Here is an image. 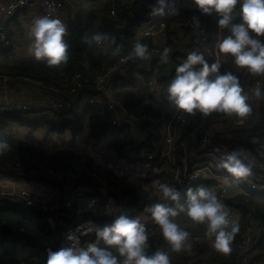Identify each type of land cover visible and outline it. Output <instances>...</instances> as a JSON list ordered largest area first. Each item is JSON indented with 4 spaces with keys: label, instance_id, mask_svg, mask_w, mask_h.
<instances>
[{
    "label": "built area",
    "instance_id": "obj_1",
    "mask_svg": "<svg viewBox=\"0 0 264 264\" xmlns=\"http://www.w3.org/2000/svg\"><path fill=\"white\" fill-rule=\"evenodd\" d=\"M111 1L109 15L113 19L116 8L115 0ZM118 1L128 15L136 9H133V6L137 0ZM150 1L151 4L154 3V0ZM180 1L178 0V3ZM192 1L188 4L196 6L194 0ZM178 8L176 6V10ZM238 9L239 5L234 12V20L239 17ZM24 11L33 13L32 22L36 17L45 14L58 15L67 25V29L73 16V13L68 14L64 0H6L0 3V48L10 49L16 41L14 34L8 32L7 22ZM207 16L208 18H200L197 28L191 16H177L169 13L167 9L165 15L153 16L149 7L145 12V19H139L131 26L130 48L112 51V62L104 65L90 82L81 72L74 73L70 83L63 88H54L41 80L26 77L9 79L8 76H0V87L3 89L10 80L16 79L19 83L13 96L7 92L0 95V116L5 113L23 114L27 119L36 121L43 119L54 125L65 124L67 127L68 123L82 120V129L76 131L72 139L68 140L61 134L58 136H62L61 140L67 142V146L74 149L75 153L88 157L85 166L88 176L83 180L77 174L80 165H74L73 169H63L64 173H54V169L46 164L50 170L39 172L42 178L52 177L60 181L69 175L72 176L71 181L81 180L83 186L80 189L67 181V186H70L63 204L48 203L40 193L33 194L30 191L14 193L10 189L6 190L7 187L3 183L0 186V205H17L44 213L59 211L63 214V211L67 210L71 211L80 223L87 224L90 222L85 220L87 214L99 218L117 215L115 202L111 196L116 189L111 184L104 185L100 182L104 175H110L112 182L117 178L129 185L150 184L156 197L150 200V204L161 203L164 199L159 189L162 179L164 183L174 185L180 192L213 180L217 183L213 191L228 206L230 218L239 223L241 213L238 197L247 194L243 186L264 193V150L249 145L250 143H246L240 137H232V131L241 129V125L235 123L234 116L215 115L193 123L198 111L187 114L167 99L166 89L175 74V67L183 62L188 52H202L209 65L217 60L221 64L227 61L228 55L220 54L216 47L218 37L225 34V29L221 33L216 13ZM124 23L115 27H122ZM136 41L148 45L152 53L149 60L129 58L128 54ZM171 42L175 43L169 56L171 64L169 62L162 66L158 62L153 65V60L160 57L163 48ZM95 45L99 51H104L107 47L105 40ZM194 67L198 70L202 66ZM241 69L235 65L230 71L238 75ZM209 78L214 79L215 74L210 73ZM263 80L264 75L252 74L249 81L243 82L242 87L249 93L248 103L251 107L257 105V98L253 95L252 89L257 83L262 88ZM121 90L125 96L119 94ZM23 99L27 101V105L22 102ZM158 107H161L159 113L149 112ZM89 108H92L99 123L111 129L110 132L99 136L89 135L90 115L87 112ZM39 113L41 117L37 116ZM215 122L224 127L222 132L213 131L212 124ZM187 125H191V128L183 137ZM67 127L65 129L69 130ZM119 129L127 132L124 139L127 144L124 145L122 152L109 146L115 136L112 133ZM219 133L222 135L217 136ZM233 150L239 153L244 163L251 165L252 173L249 177L236 180L225 169L216 167L219 159ZM83 161L80 160V163ZM2 163H9L8 175L15 174V177L34 175L29 171L31 168L21 163L0 162ZM163 173L165 178L162 176ZM102 198H106V201L101 202ZM57 204L60 206H56ZM91 226L95 228L96 224L92 223ZM146 230L149 233L148 243L153 236L161 232L158 224L147 227ZM206 231L207 224L204 223L202 233L191 235V243L198 245L211 241L212 238L206 235ZM89 233L87 239L71 243L86 247L88 242L96 240L95 231ZM261 235L264 236L261 225L254 223L250 215L242 223L236 243L240 264H255L252 261L263 249L261 246L264 238Z\"/></svg>",
    "mask_w": 264,
    "mask_h": 264
},
{
    "label": "clouds",
    "instance_id": "obj_2",
    "mask_svg": "<svg viewBox=\"0 0 264 264\" xmlns=\"http://www.w3.org/2000/svg\"><path fill=\"white\" fill-rule=\"evenodd\" d=\"M201 15H218L217 25L223 33L218 37L216 47L220 54L230 55L235 65L253 75H264V0H194ZM174 0H154L150 4L153 16L177 11ZM239 5L238 22H234V12ZM53 11H55L53 9ZM199 27L200 17H191ZM67 34V25L51 13L36 17L29 29L30 44L28 52L38 61L48 66H63L69 61V45L63 37ZM109 34L96 32L82 38L88 45L100 44L108 39ZM115 36L111 42L115 43ZM117 46V51L119 50ZM171 49L164 47L160 53V63L169 60ZM129 58L149 60L152 53L148 45L140 41L133 44ZM195 65H201L198 70ZM219 60L209 65L202 52L187 53L182 63L176 65L175 74L167 85V99L187 114L196 111L203 116L213 112L235 116L236 124H244L245 117L252 111L248 103L250 97L237 74L233 71L220 72ZM210 73L215 74L210 79ZM256 98H264V89L257 86L252 89ZM253 144L264 148V138H251ZM8 139L0 135V155L11 149ZM218 169H225L236 180L249 177L252 173L250 164L244 163L237 151L225 153L216 164ZM159 189L166 200L177 202V207L166 203H151L145 211L151 213L155 223L160 226L161 234L173 251L190 250L192 237L188 230L180 227L175 217L184 212L193 222L206 223V235L212 238V246L225 254L231 252V244L239 231V223L230 218L228 206L222 202L215 191L207 186L188 187L184 191L185 203L180 204L181 192L168 183H161ZM95 231L96 240L87 246L71 243L57 250H47L46 264H170L169 253L162 249L149 252L146 225L140 217H131L123 213L115 216L111 223L104 227L77 225L70 231L66 240H79L76 235ZM104 246H101L100 242Z\"/></svg>",
    "mask_w": 264,
    "mask_h": 264
},
{
    "label": "trees",
    "instance_id": "obj_3",
    "mask_svg": "<svg viewBox=\"0 0 264 264\" xmlns=\"http://www.w3.org/2000/svg\"><path fill=\"white\" fill-rule=\"evenodd\" d=\"M145 0H137L134 3L133 9L141 5ZM111 0H85L80 4L75 11L74 18L71 20L67 29V34L63 37L65 42L69 45V61L63 66H48L44 61H38L33 56H27L22 54H14L10 49L0 48V76L14 77H26L36 81H43L49 86L54 88H63L68 83L72 75L76 72H81L86 79L90 81L100 73L104 65L110 64L113 60L111 55L112 51L127 50L130 48L131 32L124 35L114 34L110 29L111 26L121 25L125 21L123 17V7L118 0H115L116 15L113 19L110 17ZM187 16H199L201 19L206 15H201L198 8H193L192 11L186 12ZM239 17L234 20L238 22ZM97 31L109 34L106 41V50L99 51L93 42L88 45L82 38L87 34L91 36ZM227 34V29H225ZM115 36V43L111 42V37ZM235 66L234 59L230 55L227 57V61L221 64L220 72L230 71ZM252 74L245 69H241L238 74L241 85L243 82L249 81V76ZM250 86V85H249ZM122 89V88H120ZM264 89V80L262 84ZM121 95L125 96L124 91L121 90ZM161 107L149 111L152 114L159 113ZM87 112L90 115L89 126L90 136H99L103 133L110 132L111 129L103 126L99 123L94 115L92 108H89ZM219 115L228 117L229 115L223 113L213 112L208 116H203L201 113H197L194 122L200 119H208L212 116ZM14 113H5L0 116V135L6 137L9 143L12 145L11 149L0 155V159L15 162L19 160L24 162L33 168V163L30 158L35 161L44 164L54 170L73 169V166H79L78 174L80 179L86 178L87 158L71 151H60L52 155L46 154L43 150L36 149L34 146L27 142H24L14 137V128L26 125L30 130H34L38 127H44L47 130H63L62 126L48 123L46 120H37L32 123L15 122L18 120ZM235 117V116H234ZM236 118V117H235ZM245 123L241 125V129L231 132L232 137H240L245 140L246 143H250L251 146H257L253 144L251 138L259 136L264 138V98H259V102L256 106L252 107V111L244 118ZM69 131L75 134L76 131L82 128L83 121L80 120L77 123H68ZM16 125V126H13ZM191 125H187L184 128L183 137H185L190 130ZM114 139L109 143V146L118 152L123 151L124 145L127 143L124 141L127 136V132L124 129L114 131ZM217 136L222 133L216 134ZM178 147V145H177ZM260 148V147H259ZM264 150V148H262ZM179 151V150H178ZM84 160L80 163V160ZM56 165L58 166L56 168ZM25 166V165H24ZM164 177V173L162 174ZM71 177L67 175L62 180H57L52 177H47V182L53 186H61ZM165 178V177H164ZM168 181V180H167ZM100 182L104 185H109L116 190L111 195L115 202V209L117 215L123 213L131 217H140L141 221L147 227H150L155 223L151 214L145 211V207L150 204V200L156 199L153 192V188L150 184L144 186L129 185L123 180L115 179L112 182L110 175H104L101 177ZM162 179L159 183H164ZM217 183L213 180L203 184L214 190ZM187 189V188H186ZM185 189V190H186ZM184 190V191H185ZM184 191H181L180 204L185 203ZM106 201V198H102L101 202ZM239 209L241 212V220L239 222V231L235 234L234 240L231 244V252L227 255L222 253L210 252L211 258L208 259L206 264L216 262L219 264H240L236 243L239 237L241 225L254 211H256L262 222L264 223V212H262L264 206V195L258 191L250 190L246 195L238 197ZM161 203H166L169 206L177 207V202L163 199ZM179 211V209H178ZM115 215V216H117ZM179 216H183V220L180 221L178 217L176 220L178 225L190 232L191 235L200 234L203 232L204 223H196L191 220L184 212H180ZM115 217L99 218L90 215L85 216V220H89L96 224V227H104L106 224L112 222ZM74 214L71 211L64 210L63 214L59 211L53 213H44L33 209L24 208L17 205H0V264H46L47 250H57L62 246L71 244L66 240V237L70 231H75L77 225H81ZM84 224V223H83ZM87 225V224H85ZM90 233L81 234L77 232L76 235L79 240H85L89 237ZM96 239V236H95ZM101 246L103 242H100ZM147 251L152 252L156 249H162L169 253L170 264H188V260L192 259L194 264L198 260H202L203 254L206 251H210L208 246L204 243L195 247V254L188 257L184 254H179L171 249L169 243L164 239L161 232L158 235L153 236L148 243ZM214 253V254H213ZM195 259H197L195 261ZM264 264V263H263Z\"/></svg>",
    "mask_w": 264,
    "mask_h": 264
},
{
    "label": "crops",
    "instance_id": "obj_4",
    "mask_svg": "<svg viewBox=\"0 0 264 264\" xmlns=\"http://www.w3.org/2000/svg\"><path fill=\"white\" fill-rule=\"evenodd\" d=\"M6 0H0V3L5 2ZM189 2H193L192 0H181L178 3V0H174V6L176 8V6H178V10L175 12V15L177 16H187L186 12L187 11H192L193 9H191L189 7ZM68 14H71V10H69L68 8L66 9ZM75 14V12L73 13ZM32 17H33V13H27L26 11L22 12L20 15H18L15 18L10 19L7 22L8 25V32L10 34H14V36L16 37V41L14 42V44L10 47V50L12 51V53L16 54L19 53L22 55H27L25 54V52H27L28 48H29V44H30V38H29V29L31 27L32 24ZM74 18V15L71 16V20ZM204 18V17H203ZM205 18H208V16L206 15ZM175 43L171 42L168 44V46L165 47H169L170 49L173 47ZM18 46H21V50L19 51L17 49ZM160 57H157L153 60V65H155L156 63L159 62ZM170 62L171 64V60L169 59L166 63H159L160 65H167ZM18 81H16V79L14 80H10L7 84L5 89L0 87V95L4 94V92H7L9 95L13 96L14 95V91H15V87L18 85ZM1 98H4L3 96H1ZM258 104V102H257ZM255 106V105H253ZM252 106V107H253ZM76 113V111L74 112ZM8 160H4V159H0V162H7ZM32 173L34 175L31 176H24V177H11V176H2L0 177V180L5 183V184H10L11 188L10 189H21L20 191H30L33 194H37L40 193L42 194V196L48 200L51 201L53 203H59V198L61 199V195H60V191H59V187L60 186H53L52 184L47 182V178H42L39 175V171L38 172H33ZM10 179V180H5V179ZM72 179V177L70 178ZM69 179V180H70ZM68 180V181H69ZM74 186L78 187L79 189L82 188L83 185H81V180L78 181H70ZM204 184V183H203ZM202 184V185H203ZM201 186V185H200ZM243 189L248 193L249 189L246 186H243ZM251 190V189H250ZM67 193V192H66ZM261 194V193H260ZM264 195V193H262ZM57 201V202H55ZM239 202V201H238ZM56 206H60V205H56ZM262 212H264V206L262 209ZM241 213V212H240ZM252 217H253V222L256 224H260L263 231H264V223L262 222L259 214L254 211L252 213ZM93 222H91L92 224ZM261 237L264 238L263 235H261ZM262 243H264V241H262ZM202 244V243H201ZM204 244H206L209 248L210 251H206L205 254H203L202 256V260H198L197 262H195L194 264H206V262L208 261V259L211 258V254L210 252H216V253H222V255H227L223 252H220L218 250H216L213 246H212V240L208 241V242H204ZM199 245V244H198ZM198 245H193L191 246L190 250H182L180 252H178L179 254H184L188 257H191L195 254V247H197ZM263 249L261 250V254L259 256H257L252 262H254L255 264H263L264 263V244H262L261 246ZM214 254V253H213ZM197 259H195L196 261ZM192 263V259L188 260V264ZM211 264H219L216 262H211Z\"/></svg>",
    "mask_w": 264,
    "mask_h": 264
},
{
    "label": "rangeland",
    "instance_id": "obj_5",
    "mask_svg": "<svg viewBox=\"0 0 264 264\" xmlns=\"http://www.w3.org/2000/svg\"><path fill=\"white\" fill-rule=\"evenodd\" d=\"M64 1H65L66 9L68 8L69 10H71V14H72V13H74L76 11V9H78L80 4L83 3V1H85V0H64ZM189 7L191 9H193V8H195L197 6L189 4ZM73 15H75V14H73ZM17 49L20 51L21 50V46H18ZM22 51H20V52H22ZM20 52L16 53V54H20ZM25 54H29V52L27 51V52H25ZM27 56H31V55L29 54ZM9 79H12V78H9ZM256 101L259 102V99L257 98ZM22 102L24 104H26V105L28 104L25 99H23ZM0 103H1V100H0ZM16 116H18L17 118L15 117L18 120H15V122L32 123V122L36 121V119H27L23 114H20V115L16 114ZM37 116L41 117V114L39 113V114H37ZM69 119H72V118L69 117ZM41 120H43V119H41ZM47 122L50 123L49 121H47ZM225 122L227 123V121H225ZM62 125L65 126V124H60V125H57V128H58V126H62ZM13 126H16V125H13ZM66 127L67 126L62 128L63 130H54L55 131L54 132L55 134H54V133L51 132L53 130L50 131V130H47L46 128L44 129V127H38V128H36L34 130H30L29 127H27L26 125H23L21 127L14 128V137H16V138H18V139H20V140H22L24 142L29 143L30 145L34 146L36 149L43 150L46 154L52 155L54 153H57V152H60V151H66L68 149H70L71 152H74V149H71V148H69V146H67V142L61 140L62 136L66 137L68 140L72 139L75 136L74 134H71V132L68 129H65ZM212 127H213V131L214 132H217V131L218 132H222L224 130V127L221 126V124L219 122L213 123ZM83 131H84V128H83ZM59 134H61L62 136H58ZM30 160L33 163V168H31L29 171H31V172L32 171L33 172H38L39 171L41 173H44V171L50 170L49 167L46 166V164H47L46 162L44 164H41L40 162L35 161L33 158H30ZM15 162L21 163L22 165H25L26 167H29L27 164H25L22 161L15 160ZM8 167H9V163L0 164V177H2L4 175L11 176V177H15L16 176L15 174L8 175V171H7ZM57 167L58 166L56 165V168ZM53 172L54 173H64L65 171L64 170H57V172H56V170H54ZM90 173L92 174L91 171H90ZM86 175H87V173H86ZM89 177H91V176H89ZM5 180H10V179H5ZM71 180L72 179H70L69 181H71ZM68 182L66 184H63V185H61L59 187L61 199L59 198V203L58 204H63L64 203V197L66 195V192L69 191V186H70V185L67 186ZM2 184H3V182L0 180V186ZM4 186L7 187L6 190L11 188L10 184H5L4 183ZM10 190L12 192H14V193H20L21 189H10ZM55 202H57V201H55ZM48 203L55 204V203H53L51 201H48ZM81 203H82V201H81ZM177 217L179 218L180 221L183 220V216H179L178 215ZM0 232H1V229H0Z\"/></svg>",
    "mask_w": 264,
    "mask_h": 264
},
{
    "label": "water",
    "instance_id": "obj_6",
    "mask_svg": "<svg viewBox=\"0 0 264 264\" xmlns=\"http://www.w3.org/2000/svg\"><path fill=\"white\" fill-rule=\"evenodd\" d=\"M151 4L150 0H147L145 3L141 4L137 7L131 15L127 13H123V17L125 18V23L122 27H115L111 26L110 29L115 34L124 35L126 33L131 32V26L134 22L138 21L139 19H145V12L149 8ZM264 244V243H262Z\"/></svg>",
    "mask_w": 264,
    "mask_h": 264
}]
</instances>
